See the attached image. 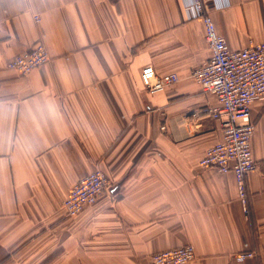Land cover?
I'll return each instance as SVG.
<instances>
[{
    "label": "crops",
    "instance_id": "1",
    "mask_svg": "<svg viewBox=\"0 0 264 264\" xmlns=\"http://www.w3.org/2000/svg\"><path fill=\"white\" fill-rule=\"evenodd\" d=\"M187 2L0 0V264H150L186 245L187 264H264V103L250 108L246 217L234 176L198 164L220 125L197 113L217 102L190 77L210 50ZM209 14L231 50L264 41V0H214ZM37 43L47 64L5 68ZM146 66L178 81L149 95ZM95 169L109 189L65 217Z\"/></svg>",
    "mask_w": 264,
    "mask_h": 264
},
{
    "label": "built area",
    "instance_id": "2",
    "mask_svg": "<svg viewBox=\"0 0 264 264\" xmlns=\"http://www.w3.org/2000/svg\"><path fill=\"white\" fill-rule=\"evenodd\" d=\"M214 0H188L184 7L189 20H200L210 58L194 68L190 77L200 90L215 97L216 106H205L197 113L209 117L220 125L219 139L206 150L198 164L212 168L220 174L234 176L238 199L244 216L249 215L245 178L255 169L250 140L255 130L250 108L254 101L264 103V41L250 43L242 50H231L225 39L216 30L209 14ZM38 21V17H35ZM50 56L41 43L9 59L5 68L24 76L47 64ZM176 74L158 75L152 66L142 68L140 82L143 90L154 95L176 83ZM163 129V128H162ZM110 181L98 169L76 182L68 191L60 207L67 218L80 214L94 205L109 189ZM195 257L192 246L186 245L153 254L150 264H187ZM242 262L253 259L252 250L235 254Z\"/></svg>",
    "mask_w": 264,
    "mask_h": 264
}]
</instances>
